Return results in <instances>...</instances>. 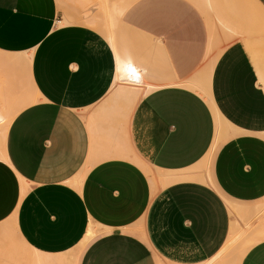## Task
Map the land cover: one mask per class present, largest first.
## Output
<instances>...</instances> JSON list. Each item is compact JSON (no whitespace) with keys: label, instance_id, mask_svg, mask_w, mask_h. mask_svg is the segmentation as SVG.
Instances as JSON below:
<instances>
[{"label":"crops","instance_id":"1","mask_svg":"<svg viewBox=\"0 0 264 264\" xmlns=\"http://www.w3.org/2000/svg\"><path fill=\"white\" fill-rule=\"evenodd\" d=\"M190 1L133 53L0 0V264H264V0Z\"/></svg>","mask_w":264,"mask_h":264},{"label":"rangeland","instance_id":"2","mask_svg":"<svg viewBox=\"0 0 264 264\" xmlns=\"http://www.w3.org/2000/svg\"><path fill=\"white\" fill-rule=\"evenodd\" d=\"M63 0H59L60 4ZM116 0H64L65 4L69 5L71 8L76 9L78 15H82L79 18H82L83 22H76L74 24L88 25L99 32H101L106 37L107 34L104 33L103 26L107 23L108 10L109 7ZM125 6V15L116 26V31L120 34L122 41L125 43L126 47L130 52L137 53L138 48L143 51L144 46V33L147 32V27L152 24V17L154 11H157L159 14L165 10H168L172 5L173 8L177 9V12H183L185 8V0H120ZM215 2V1H214ZM196 4V2H191L189 4ZM60 13V20L66 15L65 8L58 7ZM74 14V10L68 11ZM77 17H69L66 20L76 19ZM96 22L93 24V22ZM138 26L141 27V30L138 32ZM257 26L264 27L263 17H258ZM147 36V35H146ZM264 37V33L261 35ZM148 37V36H147ZM146 37L145 42L148 41ZM252 58L256 65L257 71L259 73L260 80L263 83L264 87V38L259 42L258 49L251 51ZM14 117V114L1 115V126L0 130L5 131L8 127L10 120ZM220 124L218 122L217 127ZM218 131V130H217ZM219 132V131H218ZM8 238L4 239L0 237V257H3V254H10L12 251L23 252V247L19 242L18 237L10 225L8 230ZM91 235V232L88 233V236ZM248 247V243L245 244V248ZM239 250L240 256L241 252L244 250ZM75 251L71 253L70 257ZM69 257V259H70Z\"/></svg>","mask_w":264,"mask_h":264},{"label":"bare ground","instance_id":"3","mask_svg":"<svg viewBox=\"0 0 264 264\" xmlns=\"http://www.w3.org/2000/svg\"><path fill=\"white\" fill-rule=\"evenodd\" d=\"M123 10H124V6H122L121 4H119V2L118 1H115L110 7H109V10H108V20H107V23L106 24H104V26H103V30H104V33L105 34H107L110 38H111V40H113L114 39V35H115V28H116V26H117V24H118V22H119V20H120V17H121V15H122V13H123ZM78 20V19H77ZM75 22V20H66L65 22H63L61 25H66V24H71V23H74ZM108 37V38H109ZM109 38V39H110ZM110 41V40H109ZM114 41V40H113ZM116 44V43H115ZM114 44V45H115ZM117 50V49H116ZM115 50V51H116ZM119 52V51H118ZM120 77V76H119ZM5 159V158H4ZM172 181V180H171ZM90 236V235H89ZM88 236V237H89ZM83 243H84V241H83ZM79 246H81V245H79ZM78 246V247H79ZM83 246V245H82ZM81 246V247H82ZM81 247L80 248H78V249H76L75 250V252L76 253H73L72 254V256L70 257V259H69V264H75V261H76V259H77V255H78V253H79V250L81 249ZM248 248V247H247ZM247 248H245L242 252H241V256L240 257H242L243 256V254L245 253V251L247 250ZM67 262V263H68Z\"/></svg>","mask_w":264,"mask_h":264}]
</instances>
